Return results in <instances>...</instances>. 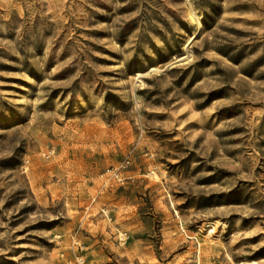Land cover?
I'll list each match as a JSON object with an SVG mask.
<instances>
[{"label":"rangeland","instance_id":"1","mask_svg":"<svg viewBox=\"0 0 264 264\" xmlns=\"http://www.w3.org/2000/svg\"><path fill=\"white\" fill-rule=\"evenodd\" d=\"M0 264H264V0H0Z\"/></svg>","mask_w":264,"mask_h":264}]
</instances>
